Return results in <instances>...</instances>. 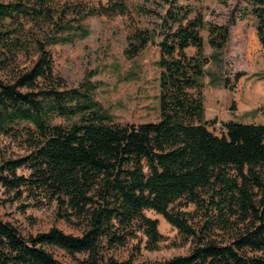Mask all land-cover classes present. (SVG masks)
Segmentation results:
<instances>
[{
    "label": "trees",
    "instance_id": "16d2710c",
    "mask_svg": "<svg viewBox=\"0 0 264 264\" xmlns=\"http://www.w3.org/2000/svg\"><path fill=\"white\" fill-rule=\"evenodd\" d=\"M52 2L0 0V134L22 137L28 148L2 161L0 186L39 206L55 202L57 218L80 233L51 227L23 236L0 216V264H61L48 247L78 264H264V124L223 121L215 133L216 121L204 118L201 30L221 49L229 25L207 22L198 12L166 30L157 43L159 120L120 124L93 99L90 80L65 86L48 45L70 42L73 29L85 36L84 16L125 14L124 0L77 8L75 24L65 19L67 3ZM247 2L264 47V0ZM126 40L124 54L132 58L151 37L135 29ZM19 56L30 63L21 67ZM180 202L201 211L199 227L172 208ZM144 210L191 237L189 252L139 263L106 254L137 232L150 248L162 239L158 220ZM217 229L228 236L216 240Z\"/></svg>",
    "mask_w": 264,
    "mask_h": 264
},
{
    "label": "rangeland",
    "instance_id": "374dc122",
    "mask_svg": "<svg viewBox=\"0 0 264 264\" xmlns=\"http://www.w3.org/2000/svg\"><path fill=\"white\" fill-rule=\"evenodd\" d=\"M125 14L110 16L92 14L84 16L79 24L87 29L71 30L72 40L48 45L52 57L53 72L62 77L66 87H78L88 79L93 84V99L111 116V122L140 124L157 122L158 73L157 61L163 33L193 18L198 12L205 21L228 24L229 41L221 49H213L207 42L206 29L201 30L207 63L204 66L203 95L204 118L215 120L210 129L217 133L220 122L264 124V47L256 31V18L250 12L247 0H124ZM54 5L67 3L69 13L65 19L75 24L77 8L86 9L108 0H53ZM81 12L83 10H80ZM145 29L151 40L134 57L127 58L126 37L129 31ZM193 53L194 49H187ZM35 55L31 58L34 59ZM31 58L18 57L20 66H26ZM237 75V77L235 76ZM236 77V79H235ZM57 122H64L61 118ZM28 152L23 138H11L0 134V164L8 158H16ZM18 173H28L19 168ZM174 210L188 213L190 223L202 224L201 211L193 204H173ZM148 217L158 220L157 229L162 239L150 248L145 236L137 232L122 245L105 251L115 259H131L135 263L164 260L174 255H184L193 246L191 237H183L160 214L144 210ZM0 216L14 225L21 235L28 236L57 227L65 233L79 234L77 226L57 218L56 204L39 206L25 194L15 198L0 186ZM213 238L223 240L228 235L216 230ZM61 264H78L64 251L48 247ZM81 259V255H76Z\"/></svg>",
    "mask_w": 264,
    "mask_h": 264
}]
</instances>
